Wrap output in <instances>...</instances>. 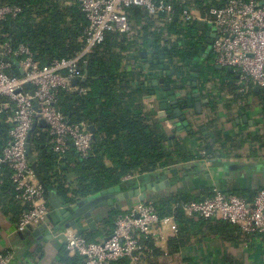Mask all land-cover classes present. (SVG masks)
<instances>
[{"label":"trees","instance_id":"obj_1","mask_svg":"<svg viewBox=\"0 0 264 264\" xmlns=\"http://www.w3.org/2000/svg\"><path fill=\"white\" fill-rule=\"evenodd\" d=\"M153 1H163L172 7L173 19L170 22H163L158 26L145 10L139 7L126 8L125 12L131 23L130 32L120 34L107 31L103 41L88 55L86 64H79L84 77L75 86L72 85L77 89H54L57 108L67 121L85 122L88 128L92 127L90 153L81 157L70 148L58 162L46 132H39L37 135L33 132L30 137V155L40 180L48 190L56 189L58 194L71 203L108 188L118 187L120 191H128L135 182L133 179L124 180L126 175L145 174L151 181L157 177V181L161 180L167 176L171 167L201 159L202 152L217 161L214 145L222 140L224 143L231 142L229 135H222L216 128V119L208 121V126L213 128L212 138L197 129L193 132L191 130L190 135L184 130L185 134H181L182 136L173 139L166 136L164 139L161 131L164 124L159 122L158 106L142 98L145 92L142 84L143 68L145 64L160 59V56L167 61L172 58L169 69L174 72L175 78H171L170 84L176 91L186 89L187 95L197 89L204 97H208L211 94L206 90L209 81L218 79L225 84L226 79L231 82L236 79V72H229L223 67L216 68L211 47L208 51L202 47L205 35L200 33L197 23L181 19V13L185 9L203 15L209 7L223 6L227 0ZM0 6L21 8L16 18L1 22L2 40L8 41L12 47L21 43L28 45L34 60L41 66L50 65L54 60L70 58L83 47L87 20L78 7L77 0H0ZM172 39L175 41L172 42ZM200 52H206L207 56L196 66L199 68L195 79L198 83L193 87L188 75L194 58ZM15 73L19 74L16 70ZM228 88L234 91L239 89V85H230ZM80 89L82 92H79ZM248 92L258 95L264 117V90L256 92L253 85H248ZM6 101L9 102L6 97H0V103ZM187 101L186 97L180 99L179 107L182 110L189 108ZM192 102L195 100L192 99ZM202 108L213 113L217 109L216 102L208 99ZM11 116L9 110H0V156L9 141ZM187 140L193 145L192 153L184 149ZM245 140L258 144V150L264 153V133L248 136ZM195 168H198L197 165ZM68 173L74 175L69 182L66 177ZM178 178L179 174L172 176L173 180ZM260 189L264 188L233 189L231 192L252 201ZM211 191L212 187H204L197 195L195 192L182 191L148 198L160 218L173 217L176 232L166 235L164 248L158 246L151 236L141 237L142 244L149 250L142 253L137 264H164L161 261L164 256H174L192 242H201L210 235H217L224 243L239 235H246L239 227L225 220L189 218L180 208L174 207L180 202L199 199V195H210ZM15 195L11 170L1 164L0 207H6L7 214H13L12 219L17 223L27 205L17 200ZM44 195L49 207L45 190ZM101 211L103 210L98 212ZM121 212V209L108 211L94 231L80 230L79 234L88 241H94L104 231L110 234L114 229L115 217ZM248 236H257L264 241L263 234ZM8 252L0 251V255ZM58 262L85 264L84 257L70 255L64 248L58 253ZM111 264L131 263L122 258Z\"/></svg>","mask_w":264,"mask_h":264},{"label":"built area","instance_id":"obj_2","mask_svg":"<svg viewBox=\"0 0 264 264\" xmlns=\"http://www.w3.org/2000/svg\"><path fill=\"white\" fill-rule=\"evenodd\" d=\"M77 4L87 20L83 47L72 57L54 60L50 65L41 66L36 62L28 45L21 43L12 47L8 41L2 40L0 25V57L17 63V67H13L0 60V97L9 100L0 103V110H9L12 114L9 141L2 150L0 165L11 170L15 198L27 205L15 225L16 231L48 224L50 208L46 204L44 189L26 155V140L33 122L40 119L46 122V133L58 162L70 148L81 157H86L91 150L92 134L88 125L67 121L57 108L54 89H77L71 81H80L84 77L79 64H86L88 55L103 41L107 31L130 32L126 8L139 7L156 23L173 19L172 7L163 1L77 0ZM20 12L18 6H0V24L16 18ZM181 19L212 25L215 37L211 52L215 64L231 68L237 73L238 83L247 89L248 85H253L264 90V0H227L223 6L209 7L203 15L185 9ZM15 70L22 74L15 73ZM202 155L201 159L191 163H200L207 168L213 159L204 152ZM133 178L126 175L123 179ZM174 207L180 208L189 218H218L239 227L246 235H264V189H260L252 201L218 191L209 197L177 203ZM175 225L172 216L160 218L146 199L130 204L119 213L113 231L110 234L103 232L95 241H88L75 228L56 232L48 229L52 236L62 238L68 254L84 257L85 264H111L122 258L137 264L142 253L149 250L142 244L141 237L151 236L158 245L166 240L168 233L176 232ZM10 260L9 253L0 255V264H9Z\"/></svg>","mask_w":264,"mask_h":264},{"label":"crops","instance_id":"obj_3","mask_svg":"<svg viewBox=\"0 0 264 264\" xmlns=\"http://www.w3.org/2000/svg\"><path fill=\"white\" fill-rule=\"evenodd\" d=\"M217 66L216 68L219 69ZM230 85H239V89L230 91L228 88ZM157 89H160L159 85L148 90L144 89L145 92H143L142 95L144 96L142 98H146L149 103L158 106L160 111L158 119L159 122L164 124L161 131L167 137H171L173 133H175V137L182 136L187 132L190 135L191 130L193 132L199 129L202 130L203 135L212 138L213 128L208 126V121L216 119V128L221 131L222 135H229L231 142L224 143L222 140L214 145L217 150L215 153L217 161L212 158L213 160L207 168L200 163L191 162L178 166L182 168L179 178L173 180L172 175L167 174L163 179L168 178L170 186L158 192H150L148 198L160 197L169 192L182 191L195 192L197 195L204 187H212V191L210 195H199L200 198L212 196L218 191L234 194L231 192L233 189L253 190L260 187L264 188V153L258 150V144L245 140L248 136L264 133L262 106L258 95L250 94L246 87L238 83V76L233 82L226 79L225 84H222L218 79L209 81L206 84V90L211 93L208 97H204L202 92L199 91L202 112L198 115L194 113L195 110L192 108L189 109V113H185L191 126L190 130L184 128L185 133L183 131L174 132L176 120L160 121V119L167 117V111L160 109V103L154 96L149 94V91ZM183 92L188 93L186 89H181L180 93ZM208 99L216 102L217 109L213 113L202 108V105L207 103ZM34 132L36 135L39 132L45 133L46 128L36 125ZM188 140L184 144V149L192 153L193 145ZM191 140L193 139L191 138ZM251 150L252 152H250ZM195 165H197V169ZM237 166L241 167L238 168ZM187 169H190L191 172L183 177L181 172ZM200 170L205 172H200ZM205 173L210 174V177L206 178ZM148 177L145 174L136 175L133 181L135 183H147L151 181ZM132 203L133 201L120 203L121 211ZM101 210L103 211L94 213L96 224L110 211L109 208ZM12 217L13 214H7L6 207H0V251H9L8 253L11 255L9 264H60L58 253L64 248L60 236L47 238V232L43 231L42 235L44 237L38 240L26 229L16 231V222ZM76 230L79 232L84 229L82 226H77ZM19 233H22V236ZM164 243L165 241L160 242L158 246L164 248ZM161 261L164 264H264V241L257 238V236L242 234L236 239L224 243L217 235H210L201 242H192L174 256H164Z\"/></svg>","mask_w":264,"mask_h":264},{"label":"water","instance_id":"obj_4","mask_svg":"<svg viewBox=\"0 0 264 264\" xmlns=\"http://www.w3.org/2000/svg\"><path fill=\"white\" fill-rule=\"evenodd\" d=\"M197 26L200 33H204L205 40L202 44V47L208 49L211 47L213 43V39L215 37L214 28L212 25H205L204 22L197 21ZM144 56L145 53L143 52ZM207 56L206 52L199 53L198 56L194 58V62L198 60H203ZM200 57V58H199ZM0 60L5 63H10L17 67V63L9 58L0 57ZM165 59H162V63H158L156 65L155 62L147 63L143 68V88L148 90L152 87H157L159 85L160 89L149 91L150 96H154L155 99L160 103V109L167 111V117L160 119V121H164L167 119L176 120L174 132L183 131L184 128L187 130L191 129L189 125L190 121L185 115V113H189V109L194 108L196 114H201V100L199 96V91L194 89L190 95H181L180 90H175L172 88L170 84L171 78H173V71L169 69L170 63L172 62V58H170L167 62L164 63ZM200 64V63H199ZM219 69L220 66H217ZM162 68L167 70L166 73L161 72ZM229 72L233 71L231 68H226ZM199 68H190L189 79L192 82V86L196 87L195 79L198 77ZM22 74L21 71H19ZM72 85L75 86L78 83V80L74 79L71 81ZM29 87V85H26ZM254 90H259V87L255 86ZM188 98L189 108L186 110H182L179 107V102L181 98ZM190 97V98H189ZM195 102H192V99ZM206 102V101H205ZM192 103V104H191ZM34 111L37 112V108L34 105ZM172 112V115H171ZM172 116V117H171ZM36 125L40 127L47 128L46 122L43 119L38 121H34L31 129L29 130L27 140H26V155L29 159V162L34 170L35 176L39 184L43 187V189L47 193V203L49 204L50 211L47 215L48 224H42L38 227L27 226L25 229L31 232V235L36 239L40 240L44 236L42 232H47V238H51L52 234L49 231V227L52 231L56 232L61 229L67 228H77V226H82L84 230H92L94 231L97 228L96 221L94 219V213L103 209L109 208V210L120 209V203H126L130 199L136 198L138 201L142 202L148 199V194L150 192H158L170 186V182L168 178L163 179L162 181L156 178V181H150L147 183H135L128 191H120L118 187L108 188L99 193L89 195L83 199L77 200L73 203L67 201L63 196L58 194L56 189L48 190L45 184L40 180V177L35 169L33 159L30 155V137L34 132ZM181 126V128H180ZM183 127V128H182ZM89 131L92 132L93 129L90 126ZM162 136L166 139V135L163 132ZM93 138V136H92ZM170 139L175 138V133L169 137ZM243 166V165H242ZM238 167V166H237ZM241 167V166H239ZM238 167V168H239ZM182 168L180 167H171L168 169V174L175 176L180 173ZM190 169H187L184 172H181L183 177H186L187 173H190ZM200 172H205L200 170ZM199 173V172H197ZM74 175L68 173L66 175L68 182ZM156 177V176H155ZM205 177L209 178L210 174L205 173ZM83 224V225H82ZM22 236V233H19Z\"/></svg>","mask_w":264,"mask_h":264},{"label":"flooded vegetation","instance_id":"obj_5","mask_svg":"<svg viewBox=\"0 0 264 264\" xmlns=\"http://www.w3.org/2000/svg\"><path fill=\"white\" fill-rule=\"evenodd\" d=\"M173 42V41H172ZM201 53V52H200ZM199 54V53H198ZM168 56V55H167ZM198 56V55H197ZM159 57V56H158ZM161 58L160 59H158L157 61H155V63H156V65H158V63H162V56H160ZM200 58V57H199ZM199 61H201V60H198V61H195V62H193L192 64H191V68H196V66H197V64L199 63ZM165 62H167V59H165L164 60V63ZM170 68V67H169ZM164 71V73H166L167 72V70H164L163 68H162V70L160 71V73L161 72H163ZM173 78H175V77H173Z\"/></svg>","mask_w":264,"mask_h":264},{"label":"rangeland","instance_id":"obj_6","mask_svg":"<svg viewBox=\"0 0 264 264\" xmlns=\"http://www.w3.org/2000/svg\"><path fill=\"white\" fill-rule=\"evenodd\" d=\"M158 26H161V24L158 22V23H156ZM175 39V38H174ZM174 39H172V41H175ZM176 62V61H175ZM197 84V83H196ZM186 93L185 92H183V93H181V95H185ZM178 167V166H177ZM131 201H133V203L135 202V201H138L136 198H134V199H130V200H128L127 202H131ZM126 209V208H125ZM125 209H123V211L125 210Z\"/></svg>","mask_w":264,"mask_h":264}]
</instances>
